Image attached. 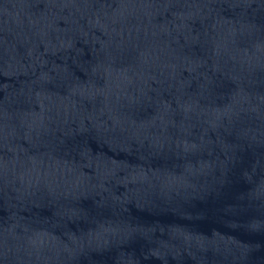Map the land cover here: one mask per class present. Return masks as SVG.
<instances>
[{"label":"water","instance_id":"1","mask_svg":"<svg viewBox=\"0 0 264 264\" xmlns=\"http://www.w3.org/2000/svg\"><path fill=\"white\" fill-rule=\"evenodd\" d=\"M0 264H264V0H0Z\"/></svg>","mask_w":264,"mask_h":264}]
</instances>
